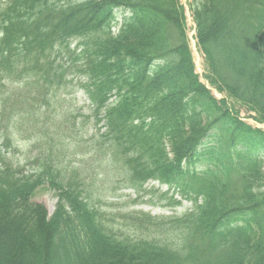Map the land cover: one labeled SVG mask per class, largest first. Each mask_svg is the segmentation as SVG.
Here are the masks:
<instances>
[{
    "label": "trees",
    "instance_id": "1",
    "mask_svg": "<svg viewBox=\"0 0 264 264\" xmlns=\"http://www.w3.org/2000/svg\"><path fill=\"white\" fill-rule=\"evenodd\" d=\"M189 6L207 77L264 121V0ZM116 8L130 12L117 34ZM185 23L181 0H0V125L9 109L11 127L36 126L41 105L79 73L105 107V170L159 178L197 200L166 225L146 215L163 237L140 243L97 220L77 189L61 190L68 209L60 202L49 218L31 201L38 182L0 167V264H264V133L200 81Z\"/></svg>",
    "mask_w": 264,
    "mask_h": 264
},
{
    "label": "rangeland",
    "instance_id": "2",
    "mask_svg": "<svg viewBox=\"0 0 264 264\" xmlns=\"http://www.w3.org/2000/svg\"><path fill=\"white\" fill-rule=\"evenodd\" d=\"M182 3L186 7V12H187V17H188L187 26H189L188 27L189 33L191 34L193 31L192 29L193 18L191 17L190 6H188L187 0H182ZM117 15H118V18L121 19L125 15V13L123 12V10H119L117 12ZM191 50L193 52L194 62L196 63V71L197 73L201 75L202 82L205 83V85H207L209 89H211L212 93L218 99H222V97H226L225 93H219L216 90L215 86L209 84L207 79L205 78V71H206L205 57H204L203 52H201V50L199 49L198 45L193 41L191 43ZM229 103L241 109L240 116H243L242 118H244L245 121H247L248 123H253V120L248 116V114L252 113L251 111L241 108V106L236 103V100L232 98L231 99L229 98ZM262 126H263L262 128H264V125ZM212 144H216L215 140H213ZM18 146L20 149L15 152L16 159H18L19 161L21 160L27 161L29 158L32 157L33 151L31 152L30 149L23 147L24 143L22 141L18 143ZM21 149L22 151L20 153ZM124 190L127 191L126 192V194H128L127 196L120 198V199H116L114 201L108 198V202L110 203L104 207L105 213H107V217L110 219L108 221L109 225H112L115 230L121 231V233L123 234L128 233L134 236V234H138L141 232L140 230L141 228L138 225L131 224V223H125L123 213H125V211L129 209L137 210V209L143 208L147 211L150 210V212H152L153 214L169 212L168 209H164L160 205V204L165 205V206L168 205L169 207V204L172 201V199H170L171 195L169 194L167 196L165 194V190L155 192V193L147 192V193H139V194L137 193L135 194L132 190H128V189H124ZM107 196L109 197L112 196V193L109 192ZM174 196L177 199H180V200L182 199V204L179 206L176 205L177 210L182 211V209H186L187 207H189L190 205L189 201L180 197L178 193H175ZM58 198L59 197H58L57 189L55 190L54 188H52L49 182H46L45 185L39 187L36 192V196H35V199L38 202L47 206L50 214H52L56 210Z\"/></svg>",
    "mask_w": 264,
    "mask_h": 264
}]
</instances>
